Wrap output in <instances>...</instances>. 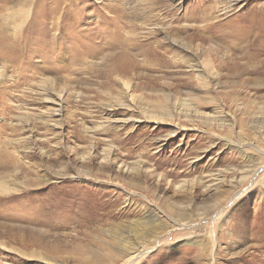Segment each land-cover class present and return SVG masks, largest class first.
I'll use <instances>...</instances> for the list:
<instances>
[{"label": "rangeland", "instance_id": "rangeland-1", "mask_svg": "<svg viewBox=\"0 0 264 264\" xmlns=\"http://www.w3.org/2000/svg\"><path fill=\"white\" fill-rule=\"evenodd\" d=\"M225 3L0 0V264H264V81L204 64L264 0Z\"/></svg>", "mask_w": 264, "mask_h": 264}, {"label": "bare ground", "instance_id": "bare-ground-1", "mask_svg": "<svg viewBox=\"0 0 264 264\" xmlns=\"http://www.w3.org/2000/svg\"><path fill=\"white\" fill-rule=\"evenodd\" d=\"M251 1L252 0H226V3L223 7L224 12L222 13V15H227L234 10L241 11L242 9L246 8L248 3H250ZM230 21H233V20H230ZM239 23H240V26H238V28L236 30L230 29V31L225 33L224 38H222V39L217 38V40H212L210 43V46H209V52H207V53H209V58L207 61H205L204 64H206V66L208 67L209 73H207L206 81L210 84L211 90H213V92H214L213 102H219L220 101L218 89L221 85V81L228 80L230 78V76L232 78H234V80H235L237 78H241L245 73H251L250 76L254 77V79H252L251 81L254 80V82H256L255 84H258L257 83L258 81H264V32H262L260 30V27L264 26V6L261 5V7H258L256 5V7H254V8L251 7V9L247 10L245 13L243 12V14H241V20L239 21ZM217 25H215L216 28L218 27ZM221 37H223V36H221ZM233 54H236L238 56L237 59L233 57ZM223 71H225V72H223ZM247 75H249V74H247ZM200 77H203V75H197V78H200ZM201 82L206 83L204 78L202 79ZM246 83H248V82H246ZM259 84L261 86H263L264 82H261ZM222 86H223V84H222ZM129 87L130 86L127 85V91H129ZM129 96H130V99L133 100V95L130 94ZM226 98L227 99H233V94L231 95L228 92V94L226 95ZM250 101H251V99H250ZM245 102L250 103L246 99H245ZM245 102L242 99L243 105ZM224 104H227V103H224ZM256 106H257V104H256ZM257 108H258V106H257ZM58 111H60V109L56 110V112H58ZM227 123H229V122H227ZM3 184L2 183L0 184V192L6 193L5 192L6 191L5 186ZM189 206H191V205H189ZM185 207H183V209L187 208V207L186 208ZM181 210H182V208H181ZM186 212H188V211H186ZM188 215H189V213H188ZM178 217H183V215L182 216L180 215ZM181 226H184V224H181ZM146 234H147V232H146ZM179 245L180 246H178V247L182 246V244H179ZM136 247H137V245H136ZM129 250H130V248H129ZM131 250L125 252L126 254L124 253L126 258H125V261L123 264H129L130 262H132V260L136 256H138L142 252H145V250L140 251L139 247L136 249H131Z\"/></svg>", "mask_w": 264, "mask_h": 264}]
</instances>
